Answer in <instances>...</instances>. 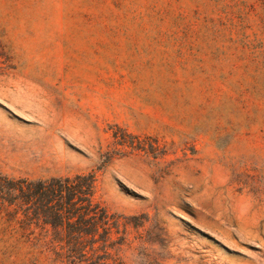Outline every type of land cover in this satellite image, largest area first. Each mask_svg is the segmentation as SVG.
<instances>
[{
    "label": "rangeland",
    "instance_id": "obj_1",
    "mask_svg": "<svg viewBox=\"0 0 264 264\" xmlns=\"http://www.w3.org/2000/svg\"><path fill=\"white\" fill-rule=\"evenodd\" d=\"M230 20L264 7L0 0V174L94 175L106 264H264V54ZM28 254L0 244L67 264Z\"/></svg>",
    "mask_w": 264,
    "mask_h": 264
},
{
    "label": "trees",
    "instance_id": "obj_2",
    "mask_svg": "<svg viewBox=\"0 0 264 264\" xmlns=\"http://www.w3.org/2000/svg\"><path fill=\"white\" fill-rule=\"evenodd\" d=\"M227 28L230 40L240 35L245 49L264 54V25L238 28L230 20ZM94 183L92 174L43 180L0 174V244L29 250L36 263L52 252L61 263L106 264L114 223L95 202Z\"/></svg>",
    "mask_w": 264,
    "mask_h": 264
}]
</instances>
